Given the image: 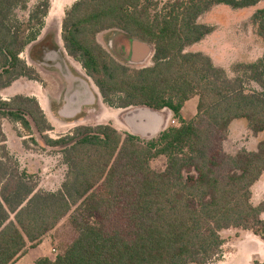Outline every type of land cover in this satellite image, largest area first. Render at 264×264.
I'll list each match as a JSON object with an SVG mask.
<instances>
[{
  "label": "trees",
  "instance_id": "trees-1",
  "mask_svg": "<svg viewBox=\"0 0 264 264\" xmlns=\"http://www.w3.org/2000/svg\"><path fill=\"white\" fill-rule=\"evenodd\" d=\"M260 0H75L64 11L60 38L109 107L167 109L178 125L143 139L111 123L79 124L57 138L33 96L0 98L7 117L27 132L31 124L47 146L59 147L67 167L56 191L37 190L33 175L0 146V264H12L65 217L75 231L53 259L33 264H209L222 254V229L249 230L264 240V198L251 186L264 172V52L234 63L232 75L185 47L212 26L198 18L214 5L245 8ZM48 0L25 18L26 0H0V89L19 77L40 81L20 53L34 41ZM264 44V6L251 15ZM116 28L152 47L151 64L118 62L97 34ZM256 85V88L252 86ZM196 96V111L182 117ZM243 118L263 138L255 150L222 149L229 124ZM4 134L0 123V142ZM165 159L156 170L150 162Z\"/></svg>",
  "mask_w": 264,
  "mask_h": 264
},
{
  "label": "rangeland",
  "instance_id": "rangeland-1",
  "mask_svg": "<svg viewBox=\"0 0 264 264\" xmlns=\"http://www.w3.org/2000/svg\"><path fill=\"white\" fill-rule=\"evenodd\" d=\"M38 1L40 0H26V9L17 10V16L25 18L28 10ZM69 1L48 0L47 14L43 18V24L36 39L20 53V57L39 73L40 81L30 79L31 81L26 83L25 79H22L11 89L12 92L30 90L31 93H36L38 85L45 87V93L49 94L54 102L53 110L57 117L56 127L46 132L52 138L68 133L79 124L94 125L98 123H111L119 131L139 134L132 119L134 115L143 113L146 110L144 107L121 109L113 107L114 110H111L102 104L95 86L94 89L91 86L87 87L89 90L87 98L86 93H82V82L83 80L87 81L88 78L79 63L65 54L60 38L61 20L64 11L71 5H67ZM158 1L165 2L167 0ZM263 6L264 0H260L253 6L236 9L222 4L214 5L198 18L199 22L212 26V31L200 41L185 47V50L198 51L208 55L216 66L224 68L228 75H232L230 71L232 64L254 61L264 52V44L257 35L256 27L251 20L253 12ZM97 35L98 42L118 62L133 68L151 64V55L142 63L131 61L132 39L123 31L112 28L101 31ZM252 86L256 88V85L252 84ZM11 90L0 89V98L6 97ZM60 99L63 107L62 112L59 113L58 102ZM196 102V96L185 102L182 109L184 119H189L195 114ZM156 114L160 117L156 131L140 133L143 139L156 137L161 130L169 125H178V120L173 119L167 110H163L161 116L159 113ZM0 123L4 134V141L0 142V146L4 144L5 151L13 161L18 162L19 169H24L33 175L32 179L36 184H39L36 189L47 191L59 189L67 169L59 151L60 148L47 146L32 124L31 130L27 132L19 123L13 122L7 117H3ZM262 138V133H253L247 127L245 119H234L229 124L227 135L222 141V149L228 154H233L240 148L254 150ZM164 163L163 157H157L151 160L150 165L156 170H161ZM260 180V184L253 186L252 189L253 203L256 201L255 204L264 198V186H262L264 172ZM67 218H63L53 230L52 242L48 247L51 257H55L52 254L56 255L63 251L74 237L75 231ZM225 232L223 236H227L225 240L229 243L227 245L225 243L224 248H229V244L234 239L233 237H236L238 231L230 229ZM239 247L240 263L249 252H259L258 246L251 240H243ZM51 248L54 250L52 251Z\"/></svg>",
  "mask_w": 264,
  "mask_h": 264
},
{
  "label": "crops",
  "instance_id": "crops-1",
  "mask_svg": "<svg viewBox=\"0 0 264 264\" xmlns=\"http://www.w3.org/2000/svg\"><path fill=\"white\" fill-rule=\"evenodd\" d=\"M73 1H75V0H70L67 5H70ZM97 40L99 41L98 35H97ZM61 43H62V41H61ZM63 50H64V48H63ZM64 52H65V50H64ZM65 54H66V52H65ZM86 77L88 78V80L87 81L83 80V82H82L83 84L81 82L80 83L82 84V88H81L82 93H86V98H87L88 94H89L88 93L89 90L87 89V87L91 86L94 89V84L92 83L91 79L87 75H86ZM22 79H25L26 83H29L31 81L30 79H28L26 77H19V78L15 79L14 81H12L11 82L12 84L10 83L9 86L2 88V89H4V91L7 89L11 90L18 83V81H21ZM36 90H37L36 93H33V92L31 93L30 90H26V91L21 90V91H16V92H12V90H11V92L6 97H4L3 99H8L9 97H11L15 94H21V95L35 97L38 104L39 105L41 104L40 107H41L44 115L46 116L48 122L52 126V128L56 127L55 121H57V117H56V113L53 110L54 102L51 100V96L49 94L45 93L46 91H45V87H43V85L42 86L38 85ZM97 92H98V90H97ZM61 101L62 100L60 99V102H58L59 103V108H58L59 113L62 112L61 110L63 107L62 106L63 104ZM102 104L106 108L111 109V110H114V108H115V107L113 108V107L106 106L103 102H102ZM118 109H121V108H118ZM163 110H167V109H163ZM163 110L156 111V113H159L161 116L162 115L161 112ZM167 111L170 112L169 110H167ZM137 135L140 136L141 134L137 133ZM262 174L260 175L259 179L256 182H254L251 186V194H252L251 195V202L252 203H253V199H254V193L252 190L253 186L260 184V182H261L260 178H261ZM37 185H39V184H37ZM37 185H36V188L38 187ZM262 186H264V183L262 184ZM263 191H264V188H263ZM255 203H256V201H255ZM255 203H253V204H255ZM261 217L264 218V212L261 213ZM54 229L50 230L45 235H43L40 242L35 247L27 248L21 255L18 256V258L12 264H33L34 260L38 257H48L50 259H53L54 257L53 256L51 257V251L49 250L48 247H49V244L52 242ZM230 229H236L238 232L236 234V237H233L234 239L229 244V248H224L225 243L227 245V243H229V242H226V240H225V237H227V236H223V235H225L224 234V233H226L225 231H228ZM220 235L224 239V244L222 245V254H221L219 259H217L214 262H211L209 264H264V240H262L259 236L253 234L249 230H243V229H238V228L222 229L220 231ZM243 240L253 241L258 246L259 252H257V251L249 252L243 258V262L240 263V251H239L240 247L239 246ZM51 250L53 251L54 249L51 248ZM52 255L55 256V254H52Z\"/></svg>",
  "mask_w": 264,
  "mask_h": 264
},
{
  "label": "water",
  "instance_id": "water-1",
  "mask_svg": "<svg viewBox=\"0 0 264 264\" xmlns=\"http://www.w3.org/2000/svg\"><path fill=\"white\" fill-rule=\"evenodd\" d=\"M130 51L131 61L142 63L152 54V47L146 42L132 39ZM144 109L146 110L143 113L133 116L132 123L139 133H144L145 131L154 132L160 123V117H158L155 110L148 107H144Z\"/></svg>",
  "mask_w": 264,
  "mask_h": 264
}]
</instances>
